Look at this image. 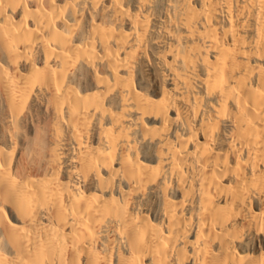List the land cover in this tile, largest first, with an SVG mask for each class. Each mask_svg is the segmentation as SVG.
<instances>
[{
	"label": "bare ground",
	"instance_id": "obj_1",
	"mask_svg": "<svg viewBox=\"0 0 264 264\" xmlns=\"http://www.w3.org/2000/svg\"><path fill=\"white\" fill-rule=\"evenodd\" d=\"M0 264H264V0H0Z\"/></svg>",
	"mask_w": 264,
	"mask_h": 264
}]
</instances>
